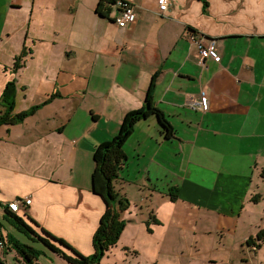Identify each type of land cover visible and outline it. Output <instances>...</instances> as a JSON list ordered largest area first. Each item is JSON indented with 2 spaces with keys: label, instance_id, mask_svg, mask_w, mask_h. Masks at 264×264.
Listing matches in <instances>:
<instances>
[{
  "label": "crops",
  "instance_id": "1",
  "mask_svg": "<svg viewBox=\"0 0 264 264\" xmlns=\"http://www.w3.org/2000/svg\"><path fill=\"white\" fill-rule=\"evenodd\" d=\"M114 1L100 16V0H0V97L12 82L13 114L38 107L0 127V204L30 197L17 212L25 223L92 254L104 210L91 193L93 151L144 105L156 75L152 102L174 134L151 116L126 141L114 188L129 205L105 258L264 264V246L247 244L264 230V0H171L163 16L158 0H126L128 27ZM190 36L213 41L220 60L202 61Z\"/></svg>",
  "mask_w": 264,
  "mask_h": 264
},
{
  "label": "trees",
  "instance_id": "2",
  "mask_svg": "<svg viewBox=\"0 0 264 264\" xmlns=\"http://www.w3.org/2000/svg\"><path fill=\"white\" fill-rule=\"evenodd\" d=\"M105 0H100L96 12L100 16H105L104 8ZM204 6L206 2L204 1ZM22 56H19L14 64V69L18 70L22 67ZM156 75H153V80L148 88L144 105L137 109L127 112L118 129L117 134L110 140L105 141L97 145L92 154L93 171L91 174V193L98 196L103 202L104 210L100 217L99 224L92 236L93 253L90 255H83L73 247L69 242L63 238H59L43 227L29 216L25 217L32 222L35 227L40 229L38 234L34 229L28 226L23 217L12 213L6 206L0 204L3 211V217L9 219L16 232L23 233L29 240L42 242L46 245L50 251L56 254H60L70 264H100L101 259L108 251L110 247L115 246L125 226V222L120 219V213L128 208V202L123 199L115 191L113 182L118 178L121 170L127 162V155L124 152V145L134 131L135 125L145 120L148 117H155L159 127L163 131L165 138L173 137L174 131L169 124L168 120L164 117L163 113L158 110L152 102V90L154 86V79ZM15 106V86L12 82H9L1 97H0V127L4 125H16L23 122L27 117L34 114L38 109L34 106L19 114H13ZM262 177L264 178V169L262 171ZM172 199L176 197L175 194H171ZM117 206V210L114 206ZM0 240L3 241L6 249H14L16 254L21 258L23 264H36L38 258V252L28 244L21 242L17 236L13 234H7L4 238L0 233ZM259 241L257 249L261 244H264V230H260L255 239L250 238L247 244L251 245L254 241ZM3 247V248H4ZM60 247L69 250L71 255H66Z\"/></svg>",
  "mask_w": 264,
  "mask_h": 264
},
{
  "label": "built area",
  "instance_id": "3",
  "mask_svg": "<svg viewBox=\"0 0 264 264\" xmlns=\"http://www.w3.org/2000/svg\"><path fill=\"white\" fill-rule=\"evenodd\" d=\"M169 2L171 0H158V10L161 16L167 11ZM114 4L118 10V17L116 19V23L121 27H128L129 25L133 24L135 21V13L134 7L131 2L126 0H115ZM190 41L194 42L195 47L200 55V59L203 61L206 58H210L214 61H219L220 56L217 53L216 48L214 47V42L211 41L209 44H204L202 40L196 39L194 36L189 37ZM198 106L200 110L205 111L207 108V98L205 97V93H200V101ZM31 204L30 197H23L20 199H14L6 203L7 208L12 213H17L21 206H29ZM4 244L3 241L0 240V250L3 249Z\"/></svg>",
  "mask_w": 264,
  "mask_h": 264
},
{
  "label": "rangeland",
  "instance_id": "4",
  "mask_svg": "<svg viewBox=\"0 0 264 264\" xmlns=\"http://www.w3.org/2000/svg\"><path fill=\"white\" fill-rule=\"evenodd\" d=\"M129 141H132V140H129ZM128 142L126 144H128ZM135 150L141 152V149H140L139 146H136ZM129 154L132 157L131 151H129ZM132 160H133V158H132ZM132 172H136V169L132 168ZM114 182H113V186H114ZM128 205H129V203H128ZM0 209H2V208L0 207ZM26 224L28 226H30L32 229H34L38 234L41 232L39 228L35 227V225L32 224V222L27 221ZM12 227H13V225L11 224V221H9V219H6L5 217H3V214L0 213V233L2 234V236L4 238L7 235V230L10 229L13 232L12 234L17 236L21 240L22 243L30 245L32 248H34L38 252V258H37L38 260H37V262H40V264L41 263L42 264H52V262L49 259L46 258L47 253H51L52 252V251H50V249L46 245H44L42 242H38L37 240L36 241L29 240L26 237V235H24L23 233L16 232V230L13 227V229L15 231L14 232L12 230ZM263 246H264V244L260 245V247H263ZM113 249H115V248H113ZM122 254H124V251L120 250L118 252V254L114 255L113 258L110 259V260H107L105 258V255H104L103 258L101 259L102 262H103L102 264H123V261H122L123 260V256H122ZM0 259L6 264H23V261L16 254L14 249H6L5 247L0 250ZM143 259H144V262H145L146 258L145 257L142 258V261H141L142 264H143ZM137 262H140V259H137V258L132 259V263L133 264L137 263ZM256 264H260V263L257 262Z\"/></svg>",
  "mask_w": 264,
  "mask_h": 264
},
{
  "label": "flooded vegetation",
  "instance_id": "5",
  "mask_svg": "<svg viewBox=\"0 0 264 264\" xmlns=\"http://www.w3.org/2000/svg\"><path fill=\"white\" fill-rule=\"evenodd\" d=\"M257 241V240H256ZM259 243H261L260 242V240L258 241ZM258 243V244H259ZM249 245V244H248ZM249 247L253 250V251H256L257 250V243L254 241V243L253 244H251V245H249Z\"/></svg>",
  "mask_w": 264,
  "mask_h": 264
},
{
  "label": "water",
  "instance_id": "6",
  "mask_svg": "<svg viewBox=\"0 0 264 264\" xmlns=\"http://www.w3.org/2000/svg\"><path fill=\"white\" fill-rule=\"evenodd\" d=\"M0 264H5V263L0 259Z\"/></svg>",
  "mask_w": 264,
  "mask_h": 264
}]
</instances>
